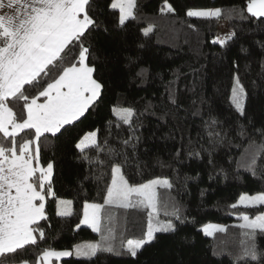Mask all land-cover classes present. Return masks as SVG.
Returning a JSON list of instances; mask_svg holds the SVG:
<instances>
[{
	"label": "trees",
	"instance_id": "1",
	"mask_svg": "<svg viewBox=\"0 0 264 264\" xmlns=\"http://www.w3.org/2000/svg\"><path fill=\"white\" fill-rule=\"evenodd\" d=\"M168 2L174 13L161 14L164 0H136L135 19L120 26L118 10L110 7L112 0H92L90 15L95 27L85 44L92 45L88 62L95 66L94 78L103 85L101 94L73 125L42 139L40 166L53 164L54 192L45 202L47 219L39 221L44 238L37 231L35 245L0 257V264H36L49 249L72 251L58 264H264V234L256 236L257 259L242 257L247 240L234 222L241 213L255 215L264 206L230 207L240 193L264 191V152L258 157L255 174L237 164L247 161L245 150L253 141L264 144V134L258 131L264 130V18L258 20L247 13V0ZM210 6L221 9L222 17L189 18L185 14L190 8ZM219 20L226 21L235 33L225 47L212 43ZM149 27L152 31L144 35ZM78 54V45L72 47L67 61L73 62ZM141 70L143 75L138 76ZM59 71L53 69L48 79ZM235 77L246 90L244 116L230 104ZM43 86L46 82L29 88L28 94L37 95ZM10 106L18 116L23 113L22 101ZM128 107L136 112L134 131L113 112ZM213 119L219 123L209 126ZM241 127L244 136L239 134ZM93 130L99 144L107 141L106 148L121 153L117 160L123 161L127 155L124 171L131 184L157 176H165L173 184L162 204L170 212L173 206L179 209V219L172 216L175 231L156 233L136 257L122 248L119 251V233L123 232V240L140 236L147 213L118 208L112 209L117 217L114 252L118 253L100 251L91 259L75 255V245L100 240L98 233L79 223L84 203L90 201L91 192H100V175L109 172L111 165L104 152L98 157L104 161L101 164L90 162L97 159L95 148L85 149L89 159L76 148L82 136ZM129 136L139 137L131 141L135 148L122 145ZM22 138L31 136L20 133L18 139ZM58 198L72 201V215H57ZM208 221L225 223V232L205 235L200 226Z\"/></svg>",
	"mask_w": 264,
	"mask_h": 264
},
{
	"label": "snow or ice",
	"instance_id": "2",
	"mask_svg": "<svg viewBox=\"0 0 264 264\" xmlns=\"http://www.w3.org/2000/svg\"><path fill=\"white\" fill-rule=\"evenodd\" d=\"M92 0H0V257L15 254L28 245H35L39 231L41 239L44 231L39 227V221L47 219L46 199L54 196L51 187L53 164L49 162L46 168L40 166V143L47 139V134L55 137L65 126L73 125L93 106L101 94L103 85L94 78L95 66H90L91 43L85 44L88 34L95 27V21L90 15ZM112 9H119V25L124 26L129 19H135L136 0H112ZM7 10V11H5ZM244 9H241V16ZM246 11L251 17L264 18V0H247ZM161 14L174 13V7L164 0L160 8ZM189 18L219 19L222 10L188 9ZM194 27V25H189ZM152 31L149 27L144 35ZM230 33L226 38L212 41L221 47L234 38ZM79 47L78 57L68 62L66 57L72 47ZM53 69H60L58 75L52 76ZM143 71L137 75H143ZM46 82V86L37 95L30 96L29 88ZM43 98V102L38 100ZM13 101L23 102V113L18 116L13 107ZM230 104L241 116L246 114V90L238 77L233 80ZM114 114L124 125L133 129L136 112L132 107L113 109ZM211 120L209 126L218 124ZM134 131V129H133ZM261 134H264V130ZM20 133L30 134L31 138L18 139ZM241 136L246 135L241 127ZM219 139V133H215ZM133 139L129 136L121 143L131 146ZM35 145V152L33 151ZM97 142L95 131L86 134L75 146L84 153L83 158L89 159L85 149H96V162L100 153L104 152L111 161L110 182L105 185L103 203H87L83 205V218L80 224L87 225L94 233L100 235L97 242H89L74 246L78 258L91 259L100 251L113 252L117 240L115 221L117 217L112 209L136 210L147 213V228L142 238L123 241L120 247L132 257H136L144 245L155 239L156 233L175 231L171 219L161 221L159 215L162 207L165 215L179 219V209L173 206L172 212H167V204H162L159 190H171L172 182L164 177H156L139 184H131L124 168L128 160H117L121 155L111 147H105ZM248 155L246 162L237 161L238 166L253 170L259 155L264 152V144L253 141L245 150ZM179 155V153H178ZM191 155V153H190ZM199 155V153H195ZM163 166V165H162ZM39 173V177H36ZM72 201L58 200L57 215L66 217L72 215ZM264 206V191L254 195L243 193L230 207L237 209H254ZM241 221L237 227L247 242L244 244L242 257L257 259L255 240L258 234H264V211L254 217L241 213ZM106 221L111 223H106ZM204 234L212 236L214 232H225L219 225H206ZM73 253L67 250H45L40 260L48 264L53 257H67Z\"/></svg>",
	"mask_w": 264,
	"mask_h": 264
},
{
	"label": "rangeland",
	"instance_id": "3",
	"mask_svg": "<svg viewBox=\"0 0 264 264\" xmlns=\"http://www.w3.org/2000/svg\"><path fill=\"white\" fill-rule=\"evenodd\" d=\"M216 8H218V7L210 6V7H205V8H192V9H216ZM117 10H118V17H119V16H120V12H119V9H117ZM230 33H234V32H233V29H232L231 27L228 26V24H227L226 21H224V20H219V21H218V24H217L216 34H215V36L213 37V40H214V39H217V38H221V39L226 38L227 35L230 34ZM41 102H43V99H39V100H38V103H41ZM93 131H95V130H93ZM93 131H88V132H86V133L82 136V138H83L86 134H88V133H90V132H93ZM95 132H96V131H95ZM82 138H81V139H82ZM81 139H80V140H81ZM80 140H79V141H80ZM33 151L35 152V148H33ZM44 168H46V167H44ZM100 177L102 178V183H103V185L101 186V190H100V192H98V193H94L93 196H92V198H91V200L88 201L87 203H103V196H104V194H105V185H106V183L110 182V171L107 172L105 175H100ZM157 177H164V178H167V177H165V176H157ZM90 178H91V177H90ZM90 178H89V179H90ZM154 178H156V177H154ZM151 179H153V178H151ZM159 191L161 192V199H162V201H163V200H164L165 192H166V191H167V193H169V192H168V190H159ZM243 193H247V192H243ZM243 193H240V195L243 194ZM257 193H259V192L247 193V194H249V195H254V194H257ZM238 197H239V196H238ZM238 197H237V199H238ZM237 199H236V200H237ZM58 200H70V199H68V198H58L57 201H58ZM236 200H235L234 202H236ZM57 201H56V211H57ZM70 201H71V200H70ZM71 207H72V205H71ZM166 211L170 213V211H168L167 209H166ZM257 214H258V213H257ZM255 215H256V214H255ZM255 215H249V216H250V217H254ZM82 218H83V214H82L81 219H82ZM81 219H80V220H81ZM159 219H160L161 221H167L168 219H171L172 222H173V224H174V219H173V217L170 216V215H165V209H164L163 207H162V209H161V212H160V215H159ZM234 222H235L236 224H239L241 221H240L239 219H236ZM79 224H80V223H79ZM209 224H211V225H219V226H223V227L225 228V223H223V222L208 221V222H206V223H204V224H202V225L200 226V230L203 232L202 229L204 228V226L209 225ZM80 225H83V224H80ZM146 228H147V218H146V222H145L144 232L146 231ZM144 232H143L140 236H137V237H128V238H126V239L123 240V241L126 242L127 239H139V238H142ZM203 233H204V232H203ZM90 242H97V241H90ZM88 243H89V242H88ZM120 244H121V242H120ZM120 244H119V251H121ZM113 252H114V251H113ZM114 253H118L117 250H116ZM127 254H128V253H127Z\"/></svg>",
	"mask_w": 264,
	"mask_h": 264
},
{
	"label": "crops",
	"instance_id": "4",
	"mask_svg": "<svg viewBox=\"0 0 264 264\" xmlns=\"http://www.w3.org/2000/svg\"><path fill=\"white\" fill-rule=\"evenodd\" d=\"M5 2H6V0H5ZM22 2H28V0H22ZM5 11H7V10H5ZM79 142V141H78ZM102 185H103V183H102ZM93 194L94 193H92L91 192V194H90V200H91V198H92V196H93ZM35 235V234H34ZM58 251V250H57ZM59 251H63V250H59ZM67 251H69V250H67ZM70 252H72V251H70ZM42 255V254H41ZM41 255H40V257H41ZM68 257V256H67ZM62 258H64V257H60V258H55V257H53V258H51L50 260H49V262H48V264H58V261L60 260V259H62ZM11 264H29V263H26V262H20V263H11ZM36 264H37V262H36ZM39 264H44V261L41 259L40 260V262H39Z\"/></svg>",
	"mask_w": 264,
	"mask_h": 264
}]
</instances>
